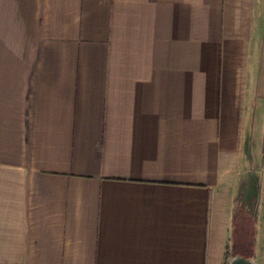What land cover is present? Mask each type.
Returning <instances> with one entry per match:
<instances>
[{"label":"crops","instance_id":"crops-1","mask_svg":"<svg viewBox=\"0 0 264 264\" xmlns=\"http://www.w3.org/2000/svg\"><path fill=\"white\" fill-rule=\"evenodd\" d=\"M244 220L264 264V0H0V264H225Z\"/></svg>","mask_w":264,"mask_h":264},{"label":"rangeland","instance_id":"rangeland-1","mask_svg":"<svg viewBox=\"0 0 264 264\" xmlns=\"http://www.w3.org/2000/svg\"><path fill=\"white\" fill-rule=\"evenodd\" d=\"M257 173H261V172L259 171ZM252 229H253L252 225L249 222H247V220H244L243 223L240 221L238 228L234 232L233 239H234V243L236 245H238V246L242 245L244 247H234L233 251H235V250L238 251L240 249L243 252L249 251L248 245L250 244V241H251ZM225 264H227V261Z\"/></svg>","mask_w":264,"mask_h":264},{"label":"water","instance_id":"water-1","mask_svg":"<svg viewBox=\"0 0 264 264\" xmlns=\"http://www.w3.org/2000/svg\"><path fill=\"white\" fill-rule=\"evenodd\" d=\"M227 264H254L252 257H245L243 255H231L228 260Z\"/></svg>","mask_w":264,"mask_h":264},{"label":"trees","instance_id":"trees-1","mask_svg":"<svg viewBox=\"0 0 264 264\" xmlns=\"http://www.w3.org/2000/svg\"><path fill=\"white\" fill-rule=\"evenodd\" d=\"M240 249V248H239ZM243 251L240 249V250H238V251H233L232 252V254L231 255H236V254H239V255H243V256H245V257H251V255H249V254H247V253H245V252H243Z\"/></svg>","mask_w":264,"mask_h":264}]
</instances>
